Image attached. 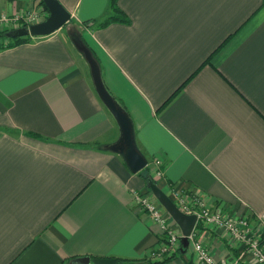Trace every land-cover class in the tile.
Here are the masks:
<instances>
[{"label":"crops","instance_id":"crops-1","mask_svg":"<svg viewBox=\"0 0 264 264\" xmlns=\"http://www.w3.org/2000/svg\"><path fill=\"white\" fill-rule=\"evenodd\" d=\"M58 1L78 26L109 15L108 0ZM118 6L129 22L73 34L131 116L149 170L160 161L157 186L254 219L264 211L263 0ZM29 13L38 17L27 23ZM3 14L20 19L0 30L17 29L21 20L28 27L48 12L38 0H0ZM68 29L29 35L13 47L0 38V264L83 256L152 264L150 251L165 232L135 197L151 193L149 183L104 149L118 127ZM194 227L216 261L257 264L223 228ZM189 254L190 243L166 264H183Z\"/></svg>","mask_w":264,"mask_h":264},{"label":"built area","instance_id":"built-area-1","mask_svg":"<svg viewBox=\"0 0 264 264\" xmlns=\"http://www.w3.org/2000/svg\"><path fill=\"white\" fill-rule=\"evenodd\" d=\"M29 23L35 21L37 13H29L23 16ZM20 19L19 16L10 17L3 14L0 16V26H10ZM154 169L150 171L152 182L156 185L162 177L160 161H153ZM167 196L175 206L185 214H194L196 223L202 227L209 225L218 226L227 231L234 240L242 243L251 254L257 264H264V211L258 214L254 219L249 216L234 217L230 214H223L220 209L209 207L205 201L198 195L178 191L170 187ZM136 201L142 210L148 212L165 232L163 241L150 251L151 260H163L165 257L176 253L181 244L182 234L177 232L167 221L168 214L160 205L157 199L151 194H137ZM196 227L193 228L188 237L190 243V255L195 264H225L224 260L216 261L210 251L197 238Z\"/></svg>","mask_w":264,"mask_h":264},{"label":"water","instance_id":"water-1","mask_svg":"<svg viewBox=\"0 0 264 264\" xmlns=\"http://www.w3.org/2000/svg\"><path fill=\"white\" fill-rule=\"evenodd\" d=\"M42 1L48 10L47 17L41 22L30 24L28 27L8 33V37L25 35H30L32 37L46 36L60 29L69 22L70 13L58 0ZM71 40L76 49L82 54L89 67L92 82L98 97L118 127L119 133L117 139L114 142L105 145L104 149L119 155L132 173L141 171L147 166L148 160L138 148L134 123L131 116L120 100L114 97L106 87L102 77L100 64L90 48H88L82 38L76 34L71 35ZM149 188L160 205L179 227L182 234L181 246L183 249H187L189 244L188 237L195 226L196 216L194 214H185L181 212L167 194L164 193L154 182L151 181L149 183ZM67 264H116V260L114 258H91L89 256H83L73 258Z\"/></svg>","mask_w":264,"mask_h":264},{"label":"trees","instance_id":"trees-1","mask_svg":"<svg viewBox=\"0 0 264 264\" xmlns=\"http://www.w3.org/2000/svg\"><path fill=\"white\" fill-rule=\"evenodd\" d=\"M118 1L119 0H108L109 15L107 17H105L103 20H97V19L87 20V21L82 22L81 26H78L77 24H75L73 22L70 23V21L67 22L65 24V26L69 28L68 33L69 34L78 33L81 35L82 30L85 27H94V28L98 27L99 28V27H105V26L110 25L112 23H127V22H129L127 15L124 13V11H122L119 8ZM263 5H264V0H263ZM38 6L41 7L46 13L48 12L47 7L45 6V4L43 3L42 0H38ZM21 21H20L19 27L17 29H23L27 26V24L24 23V21H22V22ZM17 29L12 28V29L0 30V38L7 40V44H6L7 47H13V46L25 43L30 39L29 35L17 36V37H8L7 36L8 33H12L13 31H15ZM209 57L206 59V62L209 61V59H210ZM138 174L141 177H143L145 182L150 183L152 181V178L150 175V170L147 166L145 168H143ZM200 226H201L200 224H197V227H200ZM177 252L185 254L186 249H183L182 246L180 245L177 249ZM176 253L173 254L172 256L165 257L163 260L157 261L156 263L166 264L167 262H170L173 260V258L176 256ZM115 260H116L117 264H142L144 262L149 264V261L146 259L115 258ZM67 263H68V261L64 262V264H67ZM156 263H152V264H156ZM183 264H193V261L191 259H187Z\"/></svg>","mask_w":264,"mask_h":264},{"label":"rangeland","instance_id":"rangeland-1","mask_svg":"<svg viewBox=\"0 0 264 264\" xmlns=\"http://www.w3.org/2000/svg\"><path fill=\"white\" fill-rule=\"evenodd\" d=\"M42 12V11H41ZM44 13L42 12V15H43ZM148 195V197L149 196H151V193H148L147 194ZM169 195V194H168ZM167 221L169 222V219H167ZM170 223H171V221H170ZM185 259V260H184ZM184 259H181V261L184 263L187 259H191L192 261H193V258L191 257V255L189 254L188 256H186V257H184ZM151 262H153V263H156L157 262V260H152ZM193 264H195L194 263V261H193Z\"/></svg>","mask_w":264,"mask_h":264}]
</instances>
